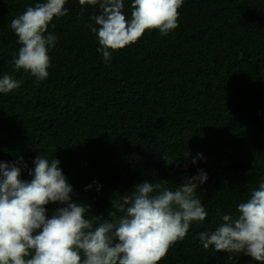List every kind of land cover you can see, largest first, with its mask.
Instances as JSON below:
<instances>
[{
	"label": "trees",
	"instance_id": "obj_1",
	"mask_svg": "<svg viewBox=\"0 0 264 264\" xmlns=\"http://www.w3.org/2000/svg\"><path fill=\"white\" fill-rule=\"evenodd\" d=\"M41 2L0 0V78L20 82L0 93V162L22 157L20 179L30 181L37 155L58 160L73 200L91 206L85 218L109 221L135 185L175 189L203 170L197 197L207 217L158 264H260L206 250L198 234L235 217L264 180V0H184L177 28L167 36L146 30L109 49L107 62L88 27L98 6L66 0L67 14L45 33L56 41L48 77L38 81L13 67L20 45L10 24ZM123 3L130 19L132 0ZM46 207L50 217L58 205Z\"/></svg>",
	"mask_w": 264,
	"mask_h": 264
},
{
	"label": "clouds",
	"instance_id": "obj_2",
	"mask_svg": "<svg viewBox=\"0 0 264 264\" xmlns=\"http://www.w3.org/2000/svg\"><path fill=\"white\" fill-rule=\"evenodd\" d=\"M78 2L100 10L90 17L95 26L88 27L107 62L109 49L118 51L137 42L146 30L167 36L177 28L184 0H132L130 19L122 12L123 0ZM65 3L44 0L12 19L10 27L20 45L12 60L16 70L23 69L38 81L48 77V52L56 36L45 33L54 17L67 14ZM19 87L10 75L0 78V93ZM22 160L0 162V264H158L175 242L185 238L192 222L207 217L197 197V189L208 178L203 170L175 189L165 187L167 181L135 185L130 195L113 205L122 215L109 213L114 217L109 221L85 218L91 206L73 200V188L58 160L37 155L28 173L30 181L20 179ZM49 204L58 205L50 217ZM221 221L214 231L198 234L203 248L243 253L264 264V180L238 205L235 217L222 215Z\"/></svg>",
	"mask_w": 264,
	"mask_h": 264
}]
</instances>
